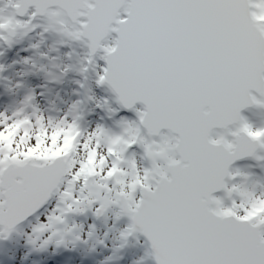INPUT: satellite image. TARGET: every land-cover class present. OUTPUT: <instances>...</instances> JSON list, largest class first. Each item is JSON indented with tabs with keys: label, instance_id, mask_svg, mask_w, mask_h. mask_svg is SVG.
Listing matches in <instances>:
<instances>
[{
	"label": "snow or ice",
	"instance_id": "6c2138e0",
	"mask_svg": "<svg viewBox=\"0 0 264 264\" xmlns=\"http://www.w3.org/2000/svg\"><path fill=\"white\" fill-rule=\"evenodd\" d=\"M9 6L15 15H0V33H7L0 39L11 45L9 35L16 29L26 34L33 19L47 17L44 31L86 41L89 65L103 53L106 67L98 85H107L122 108L136 112L138 122L121 121L120 134L98 127L83 144L88 160L81 162L65 151L81 135L73 122L57 158L42 162L34 154L41 136L48 135L44 118H36L40 133L32 136L30 118L19 119L23 109L11 123L0 114V238H8L59 194L61 214L36 227L31 243L63 223L66 213L99 205L94 213L99 217L116 206L117 219L131 220L121 240L126 243L136 232L145 236L154 264H264V211L254 213L264 205V193L257 196L244 184L226 183L242 176L239 170L229 172L235 160L264 149V128L254 129L241 115L250 107L264 109V27L254 23L255 9L264 8V0H8ZM29 8L35 11L27 22L17 19ZM33 99L25 97L24 106ZM137 103L143 110L135 108ZM230 125H236L228 132L231 141L212 137L214 129ZM62 131L53 132V144ZM102 141L106 155L99 151ZM21 145L28 146L21 151ZM134 145L142 148L148 167H138L134 154L125 159ZM97 175L98 181H90ZM218 191L232 200L231 207L213 195ZM56 235L52 231L40 248ZM63 243L55 241L57 247Z\"/></svg>",
	"mask_w": 264,
	"mask_h": 264
},
{
	"label": "rangeland",
	"instance_id": "374dc122",
	"mask_svg": "<svg viewBox=\"0 0 264 264\" xmlns=\"http://www.w3.org/2000/svg\"><path fill=\"white\" fill-rule=\"evenodd\" d=\"M6 4L7 0H0V9H3L0 15L12 16L10 9L5 7ZM28 20L29 18H26L21 21L27 22ZM254 21L259 27H264V8L255 9ZM31 24L32 30L27 31L26 34L25 30L18 29L17 38L11 45L4 44L0 39V69H3L0 71V114L7 116L8 122L11 123L16 118L14 113L23 109L19 119H23L25 116L30 118L29 131L32 136L40 133L36 118L40 116L44 118L43 126L48 135L41 136L39 144L41 148L38 147L40 153L34 154L36 158L40 156L44 159L53 153L52 150L56 146L63 145V140L68 139L71 135L68 132V125L75 122L81 135L75 145L69 141L68 149L71 152V158L77 162H81L83 159L88 160V156L85 157L88 151L84 152L80 140L85 135L89 136L94 133L98 127L102 128L104 123H97L98 116L94 112V107L98 106V101L102 99L106 101H103V106L106 107L103 113L110 116L116 113V111H110L115 107L112 95L106 89L97 88L99 86L98 75L103 74L101 55L99 54L94 59V65H89L85 43L71 41L57 30L44 31L48 26L46 20L36 19ZM44 32L45 36H43ZM111 39L112 37L109 43H111ZM84 68L88 70L82 72ZM85 75H87L86 82L83 91H81L80 78ZM58 93L60 95L57 98ZM28 95H32L34 99L30 106L24 108L23 99ZM80 97L84 98L81 105L77 106L75 110L70 108L71 113L69 109L65 111L70 113L71 121L69 123L50 119L49 112L53 107L52 101L60 98L63 101H71ZM243 117L254 129L264 128V112L260 109L247 111ZM125 120L138 122L136 112L133 111L131 117ZM114 121L115 123L106 127L105 130L111 134H120L122 132L120 122L123 120ZM57 129H63V131L60 133V140L53 144L51 136ZM235 130L231 129L228 132ZM218 135L223 134L215 132L212 137L215 139ZM225 136L231 141V136L228 133ZM31 145L35 146L34 140ZM27 146L21 145L18 150L23 151ZM99 151L101 155H106L103 141ZM133 154L137 165H142V162L145 161L142 148L138 145L132 146L125 154V159L133 158ZM97 159L99 160L98 157ZM111 164L112 158H109L108 167H111ZM121 168L124 171H129L126 165H121ZM95 170L99 174L100 165H95ZM237 170L242 173V176H237L235 180H227L226 183L229 187L233 184H244L249 191H254L257 196L264 193V149H260L252 159L235 165L230 173L235 174ZM243 176H247L248 179L245 181ZM96 178L98 181L99 175ZM65 187L66 182L61 185L60 192L64 191ZM217 198L224 200L225 207H231L232 200L226 199L224 192ZM233 199L237 204L240 203V199L235 195ZM62 206L59 194H54L53 202L47 206L46 211L38 213L31 221L17 228L9 239L0 238V264H140L141 261L143 264H153L146 245L139 236H130L126 243L121 240V233L129 225L126 219L116 218L118 212L114 208H110L99 222L93 220L95 207L89 212L66 213L63 216V223L44 233L39 240H36L35 244L31 243L29 238L33 240L36 238L33 230L40 224H47L49 216L60 215L59 209ZM52 231L57 232V235L53 237V243L41 249L40 245L43 240L51 235ZM76 236H80V240H75ZM61 238L64 243L57 247L55 241ZM122 244L123 247H121ZM10 250L13 251L14 256L8 258Z\"/></svg>",
	"mask_w": 264,
	"mask_h": 264
},
{
	"label": "water",
	"instance_id": "95a60500",
	"mask_svg": "<svg viewBox=\"0 0 264 264\" xmlns=\"http://www.w3.org/2000/svg\"><path fill=\"white\" fill-rule=\"evenodd\" d=\"M9 9L11 10L12 15H15V10H14L13 8H11L10 6H9ZM30 11H32V13H33V12L35 11V9H34V8H29V9H28V13H29ZM27 15H28V14H27ZM27 15L22 16V17H21V16H17V18H18V19H24ZM36 19L46 20L47 17H45V16H37V17H36L35 19H33L32 21H35ZM68 23H69V25H70V21H68ZM254 23L257 24L255 21H254ZM17 30H18V29H16V31H15L14 34H10V35H9V39H10V41H12V40L14 39ZM4 34H5V36H7V33H4ZM115 36H116L115 33H113V34L111 35L112 38H114ZM78 42H80V41H78ZM81 43H86V41H85V42H81ZM99 54H102V55H103L102 52H98V53L95 55V57H96L97 55H99ZM87 55H88V59H89V49H88V47H87ZM93 58H94V57H92V59H93ZM102 64H103V67L105 68V67H106V63H105V61L102 60ZM104 86H105L106 88H108L109 92H110L111 95L115 98V100H116V102H117V97H116V95L112 92V90H111L107 85H104ZM117 104L121 107V105H120L118 102H117ZM121 108H122V107H121ZM135 108H136V109H137V108H140L141 110H143V105L137 103V104L135 105ZM255 109H257V108H255V107L247 108V109H245V110H243V111L241 112V115H243V114L246 113L247 111L255 110ZM122 110H123L124 112H131L130 110H126V109H124V108H122ZM260 110H262V111L264 112V109H260ZM235 127H236V125H230L228 129H219V128L214 129L213 132H212V136H213V134H214L215 132L225 135V134L228 133L229 130H231V129H232V130L236 129ZM165 131H166V130H165ZM232 139H233V137H231V140H232ZM259 150H260V148H257L256 153H257ZM256 153H255V155H256ZM255 155H254V156H255ZM254 156H247V157H244V158H242V159L235 160V161L230 165V167H229V172L231 171V169H232L235 165L240 164V163H242V162H244V161L250 160V159H252ZM54 158H57V157H54ZM52 159H53V158H52ZM52 159H51V160H52ZM51 160H50V161H51ZM67 178H68V177H66V179H67ZM227 180H228V179L226 178V181H227ZM222 193H223V191H218V192L214 193L213 195L217 197V196H219V195L222 194ZM138 195H139V194H138ZM52 200H53V196L50 197L49 200H48L45 204H43V205H42V206H41L36 212H34L32 215L28 216L24 221H22L20 224H18V225L16 226V229L19 228V227H21L22 225H24L26 222L32 220V219H33V218H34V217H35V216H36L41 210L45 209V208H46V207L52 202ZM94 206L98 207L99 205H94ZM112 208H116L117 211L119 212V208H118V207L113 206ZM90 210H91V209H90ZM90 210H87V211H85V212H88V211H90ZM94 213H95V210H94ZM106 213H107V212H105L102 216H99V217H97V216L94 214V218H95L96 220H101V219L104 217V215H105ZM121 217L124 218V219H126L127 222H128V224H129V226H130V224H131V220L129 219V217H127V216H121ZM16 229H15V230H16ZM15 230H14V231H15ZM14 231H13V232H14ZM13 232H12V233H13ZM12 233H11V235H12ZM11 235H10V236H11ZM135 235H137V236L140 237V239L142 240V242H144V244L146 245L148 252L150 253V252H151V247H150V242L147 240V238H146L145 236H143L142 234H140L139 232L134 233L132 236H135ZM10 236H8V238H9ZM152 263L154 264L153 259H152Z\"/></svg>",
	"mask_w": 264,
	"mask_h": 264
},
{
	"label": "flooded vegetation",
	"instance_id": "af4514ba",
	"mask_svg": "<svg viewBox=\"0 0 264 264\" xmlns=\"http://www.w3.org/2000/svg\"><path fill=\"white\" fill-rule=\"evenodd\" d=\"M69 105H70V107H69ZM71 106H73V101L72 100L71 101H67V100L63 101V99H60L58 102L57 101L53 102V107L51 109L52 113H51V116H50L51 120H57V121H62L63 122L64 119L67 118V120L64 121V122L65 123H69L71 121L70 117H69L70 113H67L65 111H68V109L70 111ZM94 108H95L94 112H95L96 116H98L100 114L99 113V108L97 106H95ZM98 118H99V116H98ZM88 137H89L88 135H85L84 137L81 138V140H80V143L82 141L81 146H83V144L88 140ZM91 145H92V147H95V140L92 141ZM60 147H61V145L56 146L55 149L52 150L53 153L49 157H47L46 159H44V158H42L40 156H38L37 159L41 160L42 162L50 161L53 157H56L54 154L57 153V150ZM40 148H41V146L39 147V149ZM39 149L37 150V152L39 151ZM65 151L68 153V158L73 159V158H71V152L68 149V147L65 149ZM84 152H86V151L84 150ZM38 153H40V152H38ZM87 156H88V154H85V157H87ZM82 161H87V159L86 160L83 159ZM97 161H98V159H97ZM96 165H99V163L97 162ZM137 166L138 167L139 166L148 167L149 165H148L147 161L146 162L144 161V162H142V165H137ZM89 167H91V166H89ZM96 177L97 176H95L94 178L90 177V181L98 179Z\"/></svg>",
	"mask_w": 264,
	"mask_h": 264
},
{
	"label": "clouds",
	"instance_id": "9594fccd",
	"mask_svg": "<svg viewBox=\"0 0 264 264\" xmlns=\"http://www.w3.org/2000/svg\"><path fill=\"white\" fill-rule=\"evenodd\" d=\"M63 207V206H62ZM264 211V205H258L256 209H254L255 215L259 216L260 212ZM58 224H55L54 226H57Z\"/></svg>",
	"mask_w": 264,
	"mask_h": 264
},
{
	"label": "trees",
	"instance_id": "16d2710c",
	"mask_svg": "<svg viewBox=\"0 0 264 264\" xmlns=\"http://www.w3.org/2000/svg\"><path fill=\"white\" fill-rule=\"evenodd\" d=\"M12 256H14V253H13V251H9V254H8V258H11Z\"/></svg>",
	"mask_w": 264,
	"mask_h": 264
}]
</instances>
